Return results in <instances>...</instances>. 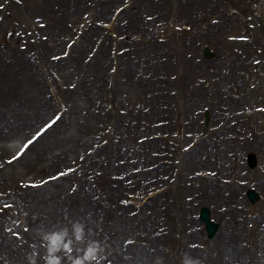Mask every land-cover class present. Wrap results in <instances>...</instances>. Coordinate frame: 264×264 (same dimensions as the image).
Wrapping results in <instances>:
<instances>
[{"label":"bare ground","instance_id":"1","mask_svg":"<svg viewBox=\"0 0 264 264\" xmlns=\"http://www.w3.org/2000/svg\"><path fill=\"white\" fill-rule=\"evenodd\" d=\"M201 5L197 6L198 1L195 0H184V4L180 7L183 12L188 14H192V11L195 7L209 9L211 3L206 0H201ZM87 0H41V11L43 12V21H46V25L43 28V32L45 35V42L40 43L39 46H33L29 42V36L23 33V48L21 51L17 50L13 44L9 46L6 54L10 57H15L20 61V74L21 81L23 85L27 87V91L31 96V107L33 110L37 112V119L34 120L35 124L31 127H35L40 121L51 112V102L46 97H42L41 84L37 78L36 73L32 72V64L31 59L35 56L42 61L45 65H48L56 68L63 75L64 85L63 88L58 91L59 96L63 98L66 103L67 110H69V121L71 129L67 132L60 133L53 140L49 141L47 144L37 149L33 154V157L25 162V168L31 170L37 162L48 157L52 152L60 149L67 141H73L75 143H79V139L81 140L82 136L86 137V135H90V133L96 128L97 121L108 118V116L101 115L99 112L96 103L100 98V91L105 92L104 74L106 72V67L108 63L107 57V47L103 45L99 48L97 55L95 58L86 62L83 61V56L85 52L91 47V38L95 33H97V29L94 24L85 32L81 43L74 51V56L70 60V62L65 64H56L54 62H50L49 58H47L46 50L48 45H53V48H58L61 44V39L64 35H69L70 33V23L75 19L76 14L68 11V6L70 4H74L73 6L86 5ZM164 2H160L155 4L151 0H133V8H137L135 14L132 15L131 18L128 19L127 23L124 21L120 22V25L117 27V32H119L120 36L123 39H127L129 35L138 37L144 30V22L140 15V11L142 10L144 15H151L155 18L156 13H158L164 6ZM218 10V6L215 5L211 8V13H216ZM108 11V7H104L99 11L95 10L93 12L94 19L103 18ZM19 14V13H17ZM18 18V17H17ZM222 19V18H220ZM9 22V20H8ZM224 20L222 21V25H224ZM211 44H213L217 49V56L213 63L203 62L204 69L208 67L210 69L217 70V73L214 72L210 75L211 78H216L214 81L217 87L223 86L221 82H223V78H225L226 83L232 84L233 93L238 95L239 91H244L246 88V82L243 81V84L237 82L242 81V77H240V73L249 72V68L241 64L239 61H235L233 67H224L222 64V54L221 47L225 44L226 40L222 35H211L206 39ZM127 43V42H126ZM143 43V42H142ZM63 44V41H62ZM229 44V43H228ZM185 49L181 54H177L169 45V53L164 57L165 62L163 64L158 63V49L159 47L153 42L148 41L147 43H143V51H144V60H145V68L146 71L151 73H157L159 71H165L167 76L166 84L169 85H179L180 81L185 84L188 83L187 78L194 77L197 78L199 76L200 66L194 64L189 58L191 53L195 54L197 48H195V42L192 40L185 39L184 42ZM126 48V44L124 45ZM130 46V45H129ZM131 47V46H130ZM132 48V47H131ZM128 49V46H127ZM133 48L125 54L129 56V53H132ZM139 51V48L136 50ZM250 51V46H245L243 48L242 53H248ZM33 52V55L28 56L26 53ZM4 53L0 50V55ZM128 56L122 58L123 55L119 58V72L117 76L116 86L118 84V88L115 90L119 91L116 96L118 97L123 91L128 92L129 94L136 95L137 98H141V102H145L146 109L150 112L149 114L140 113L132 105L123 107L126 109V115L124 117L118 118L115 124L114 131L116 134H119L121 140L123 142H130L133 135L140 131L139 123L136 125H131V122H136L140 120H145L146 123L143 125L144 128H149V125L146 126L147 123H152L154 117H159L163 119L164 129L168 130L171 127L170 115L174 110L175 106L172 98L164 96L163 92L158 89L157 81L152 78L151 80L145 81L140 80L139 78H135L133 76L132 69L130 67L131 60H128ZM169 56L179 57L181 59V64H184V78L181 80L180 78H175L172 76V68L168 62ZM236 57V54L234 55ZM163 58V59H164ZM238 58V57H237ZM54 63V64H53ZM214 65V67L212 66ZM166 67V68H163ZM71 70V71H69ZM198 72V73H197ZM75 73L79 75L78 85L75 91L67 88L66 79L71 74ZM227 73V74H226ZM107 80V77H106ZM261 86L256 92H264V78L261 79ZM227 91L225 89L220 88L213 93V99L215 103L210 105L213 109L219 108L222 110V114L224 115L227 110L225 109L226 105L230 106H239L241 103L238 101L234 103L230 102L228 97L226 98ZM5 95L4 88L0 87V97ZM205 94L203 91L196 88L187 89V92L184 95V114L183 116L186 119L187 129L189 132H197V126L195 123V115L197 114V109L200 107L205 101ZM113 97L116 99L115 94ZM82 101V103L87 100L88 106V120L86 122H80L78 118V102ZM0 103L3 104L2 98H0ZM167 105V109L163 110L162 105ZM86 106V107H87ZM238 108V107H236ZM177 110V107H176ZM248 111V109H247ZM249 114H251L249 112ZM252 115V114H251ZM216 117V116H214ZM245 119L241 114L239 117L234 116V122L236 123V129L231 128L233 132L231 134H238V138L236 137L238 150L243 151H257L260 154H264L259 149V143L257 141V135L261 130L258 127H251V132H255L252 136L245 135V129H248L247 122L242 120ZM128 123V124H127ZM97 129V128H96ZM30 131V130H28ZM62 132V131H61ZM1 134V132H0ZM212 141L211 138L208 142ZM230 143L228 140L222 138L220 141H215V144L211 146L210 154L211 156H220L221 164L217 165L215 161L207 157L204 161L201 160V155L199 153L202 149L200 148L194 155L185 157V169L194 170L199 167H217V169L223 170L225 173L228 171V162L230 161V156L232 152L226 146ZM157 145L158 142L145 143L143 147L140 149V156L138 158H143L144 162L152 161L156 158L151 157V153L149 150L153 151V154H157ZM212 145V144H209ZM223 146V147H222ZM84 147V146H83ZM63 149L62 151L66 150ZM205 149V148H203ZM224 149V151H228L227 155H224V151H220ZM242 151V152H243ZM87 155L85 156L86 161L79 162L78 169L82 171L81 177L78 176L77 179L82 182H87L88 177H92L91 179H95L96 184L101 186V191L103 192L104 198L101 204H93L90 199V191L85 192L83 188H79L78 192H66L64 185L57 184L54 185L50 189L44 190H27L21 189V205L27 213V224L30 229H44L51 226H63V223L73 222V221H81L89 229V235L91 238L100 237L110 242L109 244V255L114 256V264H123L126 257L122 253V250L118 249L116 244V240L121 235L135 234V232L139 233L140 231L146 233L145 236L149 238V243L151 245V249L153 251L147 252L144 248H139L137 251L132 248H128L129 254H132L131 259L134 261H139L141 263H160V259L164 260V255L159 251L158 245L164 242L172 241L174 244H178V246L184 247V253L187 255L195 256V251L186 247L185 243L189 239H201V235L194 231L193 233H188V229L193 227L194 219L192 214L187 210L186 201L187 199H192L195 197L196 200H201V202L208 203L212 209V213L217 221L222 223V227L219 235L216 237V242L214 244L215 250L214 256L210 253L208 256L209 260L220 261L223 264H231L232 262H238V264H261L264 262V254L262 261L255 260L253 254L245 250V248L241 247L242 243L245 240V236L241 230V226L244 225V220L237 214L236 205L240 202L239 196H237L236 191L228 192L223 189L224 186L220 184V181H215V183L203 184L200 183L199 190L194 188L196 184V180L192 178L190 175H186L185 177L182 175L180 180V185L175 191H170L165 195L164 203L161 207L159 205L153 206L149 209H144L141 214L140 220L135 222L134 218L127 216L126 210L121 211L118 208L114 207V201L118 196L124 194V186L123 182H121L118 189L113 188L114 182L111 181L110 172L113 171L108 166L109 157H113L111 155H116L119 157L121 162H127L131 159L137 158L133 152L130 150L126 153H122L118 150V146H113L110 144L109 148L101 149L98 151H86ZM199 152V153H198ZM160 153V152H159ZM104 156V161L100 159V156ZM85 165L87 168H85ZM172 167H163L159 165L155 168L154 176L158 173L169 172ZM144 174V173H143ZM142 174V175H143ZM141 175V176H142ZM253 180L256 181V186L262 192H264V175L261 177L259 174L254 173L252 176ZM70 179V178H69ZM147 186L137 184L138 188H146ZM185 193H190L192 197H188L184 195ZM159 200V199H158ZM222 204V206L220 205ZM223 208L225 210L223 211ZM98 212H104L106 221L101 224L102 227H97L95 225V214ZM230 213L235 221L237 220L239 224H237V228L235 230L230 231L227 224L224 223V215ZM258 226H264V217L261 216L256 221ZM167 227L169 230V234L167 237H161L158 239H153L150 236L151 230H155L158 227ZM99 228L103 229L105 234H101L99 232ZM165 230V229H163ZM31 232V231H30ZM261 233L257 234L255 237V233H252L250 236L252 240V245L255 249L259 248L258 245H261L260 248L264 249V232L262 236ZM22 235V233H21ZM103 236V237H102ZM176 236H179L176 238ZM260 237V239H258ZM34 236L25 234V237H19L18 240L14 237L11 239H7V235L4 234L2 227L0 228V258H3L9 261L11 264H24V260L21 261V257L28 254L30 249L37 248L36 241H33ZM7 239V240H6ZM104 239V238H103ZM132 239V238H131ZM130 240V239H127ZM229 241L236 243V248L231 249L229 245ZM20 242L21 247L19 249L16 247L14 243ZM177 249V248H176ZM245 250V251H244ZM136 251V252H135ZM23 262V263H22ZM1 264V263H0ZM30 264V263H29Z\"/></svg>","mask_w":264,"mask_h":264},{"label":"rangeland","instance_id":"2","mask_svg":"<svg viewBox=\"0 0 264 264\" xmlns=\"http://www.w3.org/2000/svg\"><path fill=\"white\" fill-rule=\"evenodd\" d=\"M93 1V4L96 3V0H90V2ZM156 1V0H154ZM219 3H220V0H217ZM88 2V0H87ZM122 3V0H120L118 3H116L115 5H113L110 9H109V14L112 12V10L117 7L118 5H120ZM255 4H257L258 6H261V8L263 9L264 7V0H247V1H244V3L242 4V10H239L238 12H240V14H246L248 12L251 13L252 11V6ZM5 4V10L3 11L4 14H0L1 17H5V11L8 12V15L11 16L12 18L16 19L17 17L16 14L14 13V9H16L17 11H20L22 12L24 15L22 16L24 20H20V25L23 27V29L25 31H27V28H26V23L27 22H30L32 21L33 18H40L42 19L43 18V14L41 13V0H0V5H3ZM11 6H12V9H11ZM88 7H90V5H87ZM255 6V5H254ZM87 7L85 6H80L78 5L76 8H74L73 6H70V11L72 13H75L77 14L76 17H75V21L72 20V22H74V25L72 27V33L74 34V32L76 31V29L78 28V26L80 24L83 23V15L87 14L88 16L90 15L91 12H88ZM131 12H133V10H131L126 16H123L122 18H129L130 15L132 14ZM2 13V12H0ZM195 15L198 17H204L203 16V13L201 11H196L195 12ZM195 16V20H192V24L194 23V27H193V32L199 27L198 24H195L197 18ZM242 17H244L242 15ZM163 19H166L165 16L162 17ZM245 20V18H244ZM167 21L169 22V27L168 29L165 31V30H162V28L160 27H157V31H158V34L159 35H164L167 34H172L173 31H174V25H177L178 23V17L177 16H173L171 20H168ZM70 23V25H71ZM16 22H14L12 24L13 27L16 28ZM156 29V28H155ZM4 30H5V27H3V25H0V46L3 45V43H11V39L13 36H10V38H8L9 40H5L4 36ZM153 31H156V30H153L152 27L148 28L147 31H146V35H149V36H153L155 38H161L162 36H154V35H151V33ZM70 33V34H72ZM98 35V34H97ZM39 36H41L39 34ZM158 36V37H157ZM264 36V34H263ZM70 37H67V40L69 39ZM93 38V41L94 39L96 38L95 37H92ZM3 41V43H2ZM130 41H134V43H136L137 40H133L131 38ZM205 46H203L201 49V51L199 52V58L200 59H203L202 58V53H203V48ZM1 49V47H0ZM62 47L58 48L57 51H54L53 47L50 46L48 48V57L52 60V57H54L53 55L55 54H61L62 52ZM92 49V47H91ZM52 50V51H51ZM56 50V49H55ZM51 51V52H50ZM90 49L87 51V54L90 53ZM86 55V54H85ZM9 58V57H8ZM8 58H1L0 57V87L3 89L4 88V91H5V95H2L0 98H2L3 100V104H2V109H0V128L3 129V132L6 134V131L7 129L10 127V125H12L14 122H15V125L18 124H22V126H20L18 129H15L13 132H11V134L8 136L6 135H3L0 137V163L4 164L5 162V159H7L8 157H10L12 155V153H14V151L18 148V146L20 145V143L26 139L27 137H29V135H31V133H33L36 128L41 125L42 123H44L51 115H52V112L47 116L45 117L41 123H39V125H37L36 127H34L31 132L27 133L26 136L22 137L28 130V126L31 124L32 122V119L34 118L35 116V112H31L30 109H31V96L29 94V92L27 91V87L25 85H23V82L21 81V74H20V64L18 62H16L15 60L13 61L12 59H8ZM140 59V57H137L133 62H132V68H133V73L136 77H138V70H137V67H138V60ZM253 61H255V59H253ZM36 63V61L33 62V65ZM252 67V66H251ZM44 68V67H43ZM108 68V67H107ZM175 69V68H174ZM254 68L252 67V70ZM35 70V69H34ZM45 70V68H44ZM176 70V69H175ZM251 70V71H252ZM46 71V70H45ZM46 73L48 75H45V76H48V79H53L56 75H58L56 72H54L53 70L52 71H46ZM160 75V73H157L156 74V78H158V76ZM70 76H74V74L70 75ZM69 76V77H70ZM140 76V75H139ZM72 77H70V80L67 81L68 85H70V83L73 81L71 79ZM140 78V77H139ZM58 80V79H56ZM59 82V81H58ZM254 84V83H252ZM210 82H205L204 84H202L200 87L202 88L203 91H205L206 89H208L210 86ZM256 85V84H255ZM43 96H46V94L43 92L42 93ZM108 96V95H107ZM132 98V94H129L125 91H123L121 94L118 95V97L116 98V101L113 97L111 96H108L107 99H103V94H102V97H100V101L97 102V107H99L100 111H102V109L108 107V105L110 106V114H117V110H122L123 107L127 106L129 104V99ZM249 99V98H248ZM207 102H210V98H207L206 99ZM254 100H259L258 97L254 98ZM105 101V102H104ZM109 101V102H108ZM138 101H140V98L139 100L138 99H133L132 100V103H133V106L137 108V103ZM252 102V101H251ZM251 102H248V105L251 104ZM82 104V103H81ZM85 104V103H84ZM121 104V105H120ZM139 105L143 106V103H139ZM145 105V104H144ZM114 107H116V110H113ZM144 108L145 106L143 107V110H142V107H140L141 110H139V108H137L141 113H143L144 111ZM203 106L199 107L198 108V111H202L203 109ZM208 108V107H207ZM79 111L81 112L80 113V117H85L87 118V114L88 112L86 111V107L84 105H81V107L79 108ZM113 112V113H112ZM121 112V111H120ZM82 121H84V119H81ZM155 121L158 122L159 121V118H155ZM257 124V123H256ZM199 125V123H198ZM258 125V124H257ZM108 126V124H106L105 122L102 123V122H98L97 124V127L99 130H101V132H104V129H106ZM63 127V123L60 124V126L50 130L47 134H45L36 144L35 146L30 150L28 151L27 154H25L20 160H19V163L13 165V166H10V168H8L5 173L8 174V175H11L13 173H20L21 175H18V179H15V183H13L12 181H0V210L2 209V205H10L11 207H8L4 213H3V226H5V217H9V218H12V219H15L16 220V217L18 216V210L16 209V206H17V202L19 201V199L17 198L16 196V193H13V190L17 189L18 187H22L25 184L29 183H36V182H39L41 180H43L44 178H47V177H50L51 175H53L56 171H59L60 169H64V168H69L70 165H72V162L75 158L76 155H78L79 153H81V150H78V145L76 144L75 146H73V142H68L67 144L70 146L68 147L69 149H72L71 153H66L68 156L66 158H64V154L60 153L59 150H57L54 154H52L50 157L48 158H45L43 160H41L39 163H37V166L33 168L32 171H24V163L31 157V155L35 152V149L40 146V144H45L49 139L52 138V136H56L58 133V131L60 129H62ZM199 128L201 129V125L199 126ZM1 129V130H2ZM108 131V129H107ZM23 132V133H22ZM99 132V133H101ZM57 133V134H56ZM98 134H92L91 137H89V140H85V144H86V148L89 150L92 145L95 143L94 140H96V137L100 136ZM55 134V135H54ZM136 134V137L132 139V142L130 144H127L126 147L132 149V147H134V144H137V141L142 138V137H145L146 135H148L149 133L148 132H142V131H139L138 133H135ZM108 136V135H106ZM105 136V137H106ZM7 137V138H6ZM22 137V138H21ZM95 138V139H94ZM99 138V137H98ZM108 138V137H107ZM233 137L229 136V139H231ZM262 138L261 137L259 139V143L260 144H263L264 143L262 142ZM20 139V140H19ZM111 142L113 141V144H117L118 142H120L118 136L117 137H114L112 139H110ZM188 141L190 140H187L185 141V143L187 144ZM108 143H109V140H108ZM107 143V144H108ZM81 145V143H79ZM124 144H121V151L125 150L126 147H123ZM261 146H259L260 148ZM133 151V149H132ZM246 156V154H245ZM244 156V157H245ZM257 157V156H256ZM258 158V157H257ZM118 161L117 158L114 159V161ZM259 162H262L264 164V161L261 160V158L259 157L258 158ZM65 161V162H64ZM119 163V161H118ZM117 162H113V167L115 164H118ZM112 164V162H111ZM141 164V165H139ZM138 164V167H140L142 170H145L147 167H152L153 165H158L157 163H139ZM112 167V166H110ZM137 166L135 165H129L127 167H125L123 169L122 172H120L119 174L117 173L116 175H120V176H126V175H129V172L130 171H136L138 168H136ZM123 168V167H122ZM246 170V168H244ZM257 171H255L256 173H258L259 171V174L263 173L262 170L260 169H256ZM196 171H203V170H195L193 171L194 172V176L195 178L196 177ZM208 171V173L210 172V170H206ZM114 173V172H113ZM204 173V172H202ZM245 173V172H244ZM112 174V173H111ZM110 174V175H111ZM246 177L242 178L241 179H245ZM150 177H147L146 181V185L147 184H151V186H149L148 189H156V184H154V179H152ZM126 180L125 183L127 182L128 179H124ZM207 180H210V175H208V179ZM151 182V183H150ZM243 183L247 184L246 180H242ZM251 181L249 182V185L250 187L254 188L255 190H257V187L255 185V183ZM18 183V184H17ZM90 181L87 182V186H85L84 189H87L90 187ZM154 184V185H153ZM135 186V184H133ZM175 184H172V183H169V188L170 187H173ZM116 186V185H115ZM113 186V187H115ZM160 186V183H158V187ZM72 187H73V182H68L66 185H65V190L66 192L68 191H71L72 190ZM128 187V184L126 185V188ZM136 189V187H135ZM134 189V190H135ZM242 192V191H241ZM257 192L259 193L260 197H261V201L259 203H257L256 205H249V207H245L248 209V211L244 210V213L246 214V212H249V214L251 212H255L256 210L258 212H264V208H263V204H264V193H261L259 190H257ZM240 194V192H239ZM238 194V195H239ZM93 195H94V192L91 194V200L93 201ZM241 196V194H240ZM242 196H244V193H242ZM119 198V197H117ZM122 198V196L119 198V200ZM117 200V201H119ZM246 201V200H245ZM190 203H192L189 207V208H193L197 205L198 202H195V201H191ZM243 205L246 206V203H243ZM242 205V206H243ZM263 205V206H262ZM115 206H116V203H115ZM207 206V204H206ZM209 207V206H208ZM252 207L254 208L252 210ZM211 209V208H209ZM190 210V209H189ZM192 212V211H191ZM243 214V213H242ZM194 217V215H193ZM228 218V216L226 217ZM17 223V222H16ZM72 222H68L67 225H71ZM15 224V222H14ZM66 223H63V227L67 226L65 225ZM196 227H198V223H196ZM58 228H61V227H54V229H58ZM259 229H262L261 227H258ZM45 230H54L52 228H44ZM254 229V226L253 228ZM20 228L15 227L14 231L15 233L19 232ZM41 230V229H40ZM40 230L37 229L35 232H33V235H35L36 240L37 241V250H38V254H39V264H44V261H43V254H44V251L45 249L40 247ZM156 230V229H155ZM151 231H154V230H151ZM258 232V231H257ZM264 232V231H263ZM28 232H25L24 234H27ZM259 233V232H258ZM132 234L129 233V234H125V235H121L118 239V248L121 249V243L124 241V239H126L127 237H130ZM257 235V234H256ZM132 236H137L139 237V239H144L142 238V233H136ZM141 237V238H140ZM95 239H99L101 241H105V239H100V238H95ZM204 240V242H206L204 245H203V248L202 249H199V251L196 253L198 255L201 254L202 251L206 252V251H209V248L211 247L212 243H209L206 241V238L205 236H203L202 238ZM145 240V239H144ZM248 244V245H247ZM229 247H234L236 244L235 243H232V242H229ZM247 247L250 248L251 245L249 244L248 241L244 243H242V247ZM19 246V245H17ZM162 246H160L159 249H161ZM246 247V248H247ZM109 251V250H108ZM32 252V249L29 250L28 252V255ZM161 252V251H160ZM254 251L253 255L254 257H257L259 258V256H261L263 253H264V249H261L259 251ZM27 255V257H28ZM26 256H24L25 258ZM128 257H130V255H128ZM193 257H197L199 258L203 264H210V260L205 257H199L197 255L193 256ZM175 260H174V263H171V264H182V261L184 259V256H181V255H178V256H175ZM23 260V256L21 257V261ZM25 263L24 264H29V261L28 259L24 260ZM112 262L113 261V256H110L108 255L107 258H106V262ZM0 262L1 264H10L8 261L0 258ZM161 262V261H160ZM219 262V261H217ZM23 263V262H22ZM19 264V263H18ZM149 264H163V263H149ZM213 264V263H212ZM231 264H238V262H232ZM261 264H264L261 263Z\"/></svg>","mask_w":264,"mask_h":264},{"label":"clouds","instance_id":"3","mask_svg":"<svg viewBox=\"0 0 264 264\" xmlns=\"http://www.w3.org/2000/svg\"><path fill=\"white\" fill-rule=\"evenodd\" d=\"M40 247L44 248V264H105L109 255L104 241L91 238L87 226L77 220L69 226L54 230H40ZM30 264H39L38 250L29 254ZM182 264H203L185 255Z\"/></svg>","mask_w":264,"mask_h":264},{"label":"snow or ice","instance_id":"4","mask_svg":"<svg viewBox=\"0 0 264 264\" xmlns=\"http://www.w3.org/2000/svg\"><path fill=\"white\" fill-rule=\"evenodd\" d=\"M0 7H3V5H0ZM5 207H11L10 205H5ZM9 231H11V229H9ZM17 236H19V233H15Z\"/></svg>","mask_w":264,"mask_h":264}]
</instances>
